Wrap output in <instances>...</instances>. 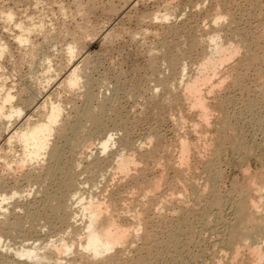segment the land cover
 Returning <instances> with one entry per match:
<instances>
[{"label":"bare ground","instance_id":"1","mask_svg":"<svg viewBox=\"0 0 264 264\" xmlns=\"http://www.w3.org/2000/svg\"><path fill=\"white\" fill-rule=\"evenodd\" d=\"M28 1L37 6L44 0ZM94 2L89 7L82 3L76 6L72 15L83 17V21L59 32V38L69 37L70 40L67 42V39L65 44L63 40L61 51L54 53L64 59L65 69L69 70L59 82L60 89L68 93L83 89L80 93L84 106H75L66 115L62 101L46 102L38 108L39 119L34 121L35 115H30L22 126H15L25 117L33 98L24 100L25 89L15 91L16 88L11 87L14 84L8 86L13 73L5 72L4 64L0 62V139L7 134L8 150L3 153L0 149V264H264V161L259 160V164L256 161L261 164V169L252 174L247 172L246 165L245 181L241 184L234 180L236 184L229 192L222 188L224 172L221 168L226 152L230 151L233 157L236 155L234 159L239 157L237 160L245 165L256 157V148L261 146H248L237 125L241 123L243 111L253 117L255 105H259L257 99L251 98L247 84L253 70L258 81L261 80L263 72L260 73L262 69L258 64L263 55L259 57L258 54L264 42V30L260 29V24L255 27L258 29L253 27L254 32H250L251 28L249 32L241 29L240 16L251 18L252 13L240 15L241 9L238 11L237 6L229 4L219 6L218 10L216 5L217 11L210 16L211 25H208L210 18L206 19L204 27L211 26L209 32L213 31L207 40L196 39L192 31L170 24L174 36L190 35L191 41L182 43L183 47L178 46L177 50L171 48L172 42L167 43L166 36L164 43L160 42L162 47L150 45L152 48L146 53L150 56L149 61L145 62L146 67L144 65L148 67V74L141 76L143 84L141 80L135 84L132 80L133 88L127 93L126 87L120 86L118 81L117 85L110 87V84L108 88L104 83V89L113 88L110 90L115 94L106 97L104 93H98L100 98L96 92L94 94L96 82L92 80L93 72L90 73L98 68V64L92 63L88 55L83 56L87 41L97 35L93 32L95 24L85 19L88 9L95 6ZM51 5H54L53 1ZM179 8L167 9L163 14L160 11L145 14L140 21L144 24L149 19L168 25ZM253 8L257 9V14L263 13L259 5ZM59 10L61 15L68 16L66 7L61 6ZM33 11L24 19H20V14L12 8L0 12L3 23L15 28L16 33L12 36L21 57L18 56L29 65H33L38 53L43 52L38 37L45 42L52 41L51 30L45 23L48 15L45 18L40 15L42 10L39 15ZM263 16L259 15L260 18ZM147 31L142 29L132 35L133 39L139 35L143 38ZM114 35L107 34L105 41L110 42ZM1 37L0 59L5 60L12 52ZM53 56L43 53V79L47 85L55 83L65 70L62 62L57 60L58 65L55 64ZM78 58L83 60L75 64ZM194 60L195 67H192L196 72L190 76V63ZM158 62L162 64L159 66ZM104 80L100 84L107 81ZM148 84L154 86L155 92L149 95L150 100L143 107L145 110L141 108L142 118L137 115L143 124L145 121L161 124L166 119L171 120L175 131L172 130L175 134L173 142H166L156 127H150L152 125L139 141H133L130 138L132 124L126 121L129 119L120 117L123 109L120 110V94L127 93L131 97L129 100L142 98V93V97L135 96H139L141 90L148 93ZM258 84L256 93L262 97L264 86ZM256 85L253 86L255 89ZM233 91L241 94L240 99L247 98H244L246 103V100L241 101L244 105L238 103L239 109L244 107L237 113L234 109L238 98L234 99L237 95ZM94 101L97 105H93ZM263 117L259 115L255 125L264 134ZM138 122L141 128L139 119ZM16 144L21 147L19 155ZM170 170L175 173L171 182L168 180ZM21 177L27 178L24 189L16 186ZM7 178H14L15 184L9 191L4 186ZM32 196L34 202H28L24 207L14 205L25 203ZM17 208L23 213H18Z\"/></svg>","mask_w":264,"mask_h":264},{"label":"rangeland","instance_id":"2","mask_svg":"<svg viewBox=\"0 0 264 264\" xmlns=\"http://www.w3.org/2000/svg\"><path fill=\"white\" fill-rule=\"evenodd\" d=\"M18 1L19 2L22 1L23 3L22 2L19 3ZM44 1L46 2L48 0H44ZM44 1H42V3ZM52 1H53V4L54 5H51L52 4ZM56 1L58 2V4H57ZM250 1H252V4H251ZM254 1H255V3L253 2V0H149V1L148 0H130V1H127V0H96L97 3L95 4V2L93 0H60V1H58V0H51L50 1L49 0V3L48 2H46V3L44 2L43 4L39 1V3H38L39 5L37 4V6H36L35 3L32 2L34 4L33 5L32 3H29V1L27 2V0H26V2H25V0H0V10L1 11H3V9L4 10H7V8H10V10H11V8H12L18 14H20L19 15V18L20 19L26 18L29 15V13H30V15H31L32 12L34 13L33 10H35L36 15H39L43 11V13H41L40 15L43 14V16L45 18L48 15V18H46L47 20L45 19V21H46L45 23L47 24L46 26L48 28H50V30H51L50 35L52 37V41L50 40V42H45L44 40H42L41 37H38V39L40 38L39 39L40 43L43 44L42 45L43 46L42 47L43 52L38 53L37 58L33 62V65H29V63L27 61L26 62L25 61L24 62L21 61V58H20L21 55L18 54L19 52L16 49L17 48L16 47V43L14 42L15 39L13 40V38H15V37L12 36V34L15 35V33H16L15 28L14 27H11V25L10 26L9 25L6 26V24L3 23L4 20L0 17V22L2 21L0 23V35L3 36V37H1L2 38V42L7 43V45L9 46V48H11L10 50L12 52L11 53V56H9L8 58L7 57L4 58L5 60L0 59V62L2 64H4L3 65L4 66V69H5L4 71L7 72V73H10V74L13 73V75H12L13 76L12 77L13 79L11 78V80H10L11 82L8 81L9 82L8 83V86L14 84V86L12 85L11 87L16 88L15 91H21L22 89H25L27 92L25 93L26 95H23L24 100L28 99L29 97H32L33 98L32 106L31 107L28 106V108H26V111L27 112H25V114H26L25 117L22 120H19V122H17L15 126H18V127L22 126L21 124H23L27 120L28 116H30V115H33V116L35 115V117H33V119H32L34 121H36L37 119H39L41 115L38 113V111H39L38 108L40 106H42V105L44 106V104L46 102H48L50 104V102L57 103L58 101H62V104L63 105L65 104L64 107H65V110H66L65 111V114L66 115L71 112V109L73 107H75V106H77V107L84 106V103H83L84 98L81 97V93H80L81 91L83 92V89L81 91H79V92L77 91L75 93H68V92L62 91L60 89L59 82H61V80H63V78L65 76H67V73H68L69 70L68 69H65L66 68V63H65L64 59L62 57L60 58V57H58L57 55L54 54V53H56V54L59 53V50L61 48H63V46L65 44L64 42L67 39H68L67 42L70 40L69 37H67L65 40L63 39V37H60L59 38V36H58L59 32L62 31V30H64V28L69 27V26L75 27V24L76 23H81L83 21L81 19L83 17H81V16H73L72 15V13L75 12L76 6L79 3H82L86 7H89V5L92 6L91 4L93 2H94V5H95L93 7L94 9L93 8L90 9V10L88 9V11L86 12L88 14L87 15L88 17L85 18V19L86 20L88 19V21H90L93 24H95V26L97 25L96 27L94 26V29L95 30L93 29V32L95 31L97 33V35L95 37H93V39H89L90 41H87V43H86V49L83 52V56L84 57H86L88 55L87 57L90 58V60L92 61V63H94V61H96L97 63H94V64H96V65L98 64L97 65L98 68H96L98 70L95 69L93 71H90V73L93 72L91 74L92 75V80H94V82H96L93 85L94 86L93 87L94 94L97 93L96 95H98V93L99 94H103L104 93V95L106 97H109V96L112 97V94L114 95L115 92H113V90H110V89H113V88H110V87H114V85H117L118 82H120V86H122L123 88L126 87L125 88V91L126 92L128 91V89L130 91L132 90V88H133V82H132V80L134 81V84L136 82L139 83L138 80H141L140 82H142L141 84H143L144 80L142 81V77L141 76H144L145 77L148 74V71H147L148 70L147 69L148 67L147 68H145V67L147 66L146 63L149 61V57H150L149 55L147 56V54H148L147 53V50H150V48H152L150 45L155 44V47L160 48V47H162V44H160V42L161 41L163 42V40L167 37L165 39V40L168 39L167 40V43L169 42L168 44L170 45L171 44L170 42H172L174 45L171 44V48L173 46V49L177 50L178 48H176V47H178V46L179 47H183L182 43L185 45L187 42H190L191 41L190 38L192 36H190V35H188V36H190V38L186 34H185L186 35L185 37H184V35L178 36V34H175V36L177 35L175 37L174 34H173V30H172L173 27H171V26H173V24L174 25L176 24L175 25L176 27H178V26L179 27H185L188 31H192V33L194 35L196 34L198 36L197 37L196 35L194 36L192 34L194 38L196 37V39L199 38L200 40H205L207 37H209V36H211L213 34L212 33L213 31L209 32L211 30V26H210V28L208 26H205L204 27L205 21L209 20V18H210V21H208L210 23L211 22V17L214 15L212 13L216 12L220 7L227 6L229 4L228 6H235V7L237 6V10L238 9L239 10L241 9L242 11L241 10L240 11L238 10L240 15H243V13L244 14H249V13L251 14L252 13L251 14V18L253 20L251 18L247 17V15L240 16L238 14V11H237V15L241 17V19H239L240 17L237 16V18L239 19L238 22L240 24V28L241 29H243L246 32H249L250 30H251L250 32H252V31L254 32V31H256L255 29H258L259 28V27L258 28H255V27L256 26H259V24H260V29L261 30L262 29L264 30V19H262V18H264V16L261 17V18L259 17V15L262 16V14H264V0H262V1L259 0L258 2L256 0H254ZM220 2H221V4H220ZM259 2L262 5H260ZM27 3L29 5H31L28 8L29 9L28 13H27V10H28L27 7L29 5H26ZM230 3L231 4L233 3V4L230 5ZM256 3H259L257 5H259L262 8L261 9L262 10L261 12H263V13H261V14H257L256 13V10L257 9L255 8L256 9L255 10L253 8V7L257 6ZM21 4H22V6H21ZM224 4H226V5H224ZM249 4L252 5V6H250ZM16 5H17V7H16ZM45 5H49V7L48 6L47 7L50 8V9H48ZM167 5L168 6H171V7H168ZM216 5H217V10H216ZM221 5H223V6H221ZM34 6H36V7H34ZM51 6H53V7H51ZM61 6L67 8V14H68L67 17L61 15V11L59 10ZM111 6H113L114 8L111 7ZM198 6H200V7H198ZM31 7L33 8V10L31 9ZM37 7H38V9H36ZM115 7H116V9H115ZM175 7H180V8L177 11L178 13L176 14V16L173 17L172 22L169 23L168 25H167V23L162 24L159 21L156 22L155 20H152L151 21L149 19H147L146 20L147 23H144V24L140 21V18L142 19L141 16H143L145 14L148 15V14L155 13V12H159V11L163 14V12L165 13V10H167V9L170 10V9L175 8ZM250 7H252L255 10V13L258 15V18L256 17L257 15L255 13H253L254 10L252 8H250ZM1 8H3V9H1ZM110 8H113V9H110ZM45 9H47V10H45ZM103 9H105L106 11L103 10ZM107 9H109V10L107 11ZM91 10H93V11H91ZM113 10H115V11H113ZM200 10H202V12H200ZM25 11H26V13H25ZM89 11H90V13H88ZM259 11H260V8H259ZM116 12H117V15H116ZM45 13H47V14H45ZM252 15H254V16H252ZM207 16H209V17H207ZM245 17L248 18V21H247V18H245ZM243 18H244V20H242ZM259 19H260V21H259ZM148 20H149V22H148ZM240 20H242L243 22L240 21ZM249 21H250L251 24L249 23ZM153 22H154V24H153ZM207 23L205 25H207ZM170 24H171V26H170ZM261 24H263V25H261ZM208 25H211V23L208 24ZM8 27L10 29H12L13 31L10 32V29H8ZM163 28H164V30H163ZM169 28H171L172 31ZM188 28H190V29H188ZM203 28H208V29H206V31H205ZM142 29L144 31L148 30L147 31L148 33L146 32L147 34L143 35V38L141 37L142 35H139L138 38L136 37V39H133L134 36H132V35L141 32ZM159 29H161V30L159 31ZM107 32L112 33V35L115 34L113 36V39L110 42L105 41L106 40L105 37H107L106 35L109 34ZM171 32H172V34H171ZM206 32H209L211 34L210 35H209V33L206 34ZM149 33H151V35ZM156 33H157V37L155 36ZM165 34H167V35H165ZM177 37L178 38H182L183 37L184 38L183 41H186V40L187 41L184 43L182 41L183 38L180 40V39H177ZM152 40H154V41H152ZM179 40L181 42H179ZM61 42L64 43L63 46L61 45L62 44ZM105 42H107V43H105ZM49 43H52V44L51 45H48ZM157 43H158V45H157ZM54 46H56V49L53 48ZM152 46H154V45H152ZM146 47H147V49H146ZM261 47L263 49H261ZM123 50H124V52H123ZM259 50H261L260 53H259ZM259 50H258V53H259L258 55H259V57H261L263 55L262 56L263 60H262V58H260V63H262V65L259 63L258 66H259L260 69H262V71H260V73L263 72L261 74V76H263V78H264V42L260 45ZM45 52L46 53L47 52L50 53V55H52V56L54 55L53 56V59L56 60L55 64L58 65V62H57V60H58L59 62H62L63 63V67H64L63 69H65L61 73V76L58 78V80L56 79V82L53 83V84H50V85L45 84V82H44L45 80L43 79V71H44L43 70L44 69V66H43V53H45ZM78 59H77L78 62L76 61L75 64H77V63L80 64V61L83 60V58L82 59L81 58H78ZM159 62H158V64L160 66L162 63H159ZM193 62H194L193 64H192V62L190 63L191 67L189 66L191 70L189 69V73L188 74L190 76H192L193 73L196 72L195 71L196 68L194 70V68L192 67V66L195 65V60ZM15 64H17V65H15ZM144 65H145V67H144ZM15 68H17V71L14 70ZM259 68H258V70H260ZM253 71H251L249 73V75H250L249 76V79H248V83L249 84H247V85H248V87L250 86L251 98L253 96L254 98H252V99L254 101H256V99H257V101H258L257 102V105L259 103L258 106L255 105L256 108H254V112H253V115L256 116V118L254 116L252 117L251 114H249L247 111H243V114L241 115V118H240L241 123H239V126L237 125V128L241 131V134H243L245 136L244 137L242 135L244 137V140L247 142V145L249 144L248 146L251 147V145H252V147H255L256 148V147H259L260 144H261V146L259 148H256V149H258V151L256 150V153H255L256 154V157H258V160L256 159L255 156H253L254 158L252 157L248 161L249 164H247L248 163L247 162L244 165L243 163L242 164L240 163L241 161L239 162L237 160V159H239V157H237V159L236 158L234 159V157H236V155H234V157H233V154L230 153V151L226 152L225 155H223L224 158L222 157V161L224 163H221V165H222L221 168H222V171L224 172V174H223V178L224 179H223V182H222L223 183L222 184V186H223L222 188H223L224 192H225V190L227 192H229L230 190H232V188H233L232 185L233 184H236V183H234V180L235 181L238 180V183H241V184L243 183L242 181H245V180H243L244 177H245L244 176L245 173L243 174V171L245 170L246 165H248V169L246 167V170H248L247 172H249V173L252 174L254 172L256 173L259 168L261 169V167H260L261 164L258 165L259 164L258 161L259 160H263L264 161V157H263L264 155L262 154V150H264V134H263V131L259 128V126H256L255 125L256 119H259V115H260L261 118L264 116V112H263L264 111V102L262 100V99H264V96L261 97V94L258 95L256 93V90H258V86L256 85V83L257 84L258 83H261L264 86V82L263 83L261 82V81H264V80H262V77L260 76V79L261 80L258 81L259 77H256L257 74H256L255 71L254 72ZM119 73H120V75H119ZM126 76H128V77H126ZM102 77H103V79H102ZM256 78H257V81H256ZM104 79L107 80L106 82H103V84L104 83L105 84L107 83L106 84L107 85L106 88H108V86H110V84H111V86L109 87L110 88L109 89L110 91L109 90L106 91L104 89L105 84L104 85L103 84H100V83H102V81ZM99 80L100 81L102 80V81L100 82ZM255 85H256V89L254 88ZM97 86H99V87H97ZM148 87L150 88V90H149L150 92L148 91V93L147 92H144L143 93V92H141L142 91L141 90V91H139V96H138V94L135 96V97H142L141 96V93H142L144 99L142 97V98H138L136 100H134V99L129 100L131 97L129 98V96L126 95L129 91L126 94H124L125 92L122 91L123 88L121 89V91H122L121 93H123L124 95L120 94V96H122L121 97L122 98L121 99V101H122L121 104L122 105L120 107V110H121V108H123L124 111H123V109H122V111H120V113H121L120 114V117H121V119L124 118V120H126L125 118L129 119L130 123H129L128 120H126V121L128 122L129 125L132 124L131 125V131L132 132H130V135H131L130 138L133 141H137V140L139 141V139H141L144 136V134H147L149 132L150 127H153L154 126V127H156L158 129V131L161 133V135L166 139V142L169 143L170 140L171 141L172 140L174 141L175 138L173 139V137L175 135L174 134L175 131L173 130L174 128H172L173 123L170 122L171 120L168 121L169 119H166L167 121L164 122L165 121L164 120V121H162L163 123L161 122V124L160 123H156V122L154 123V122H146L145 121V123H147V124L149 123V125H147L145 123H144L145 124L144 125L143 124L144 121H142V119L140 120L141 115L142 116L144 115V112L142 113L141 108H142L143 111L145 110V109H143V107L145 106L146 102H148L150 100V96L149 95L150 94L153 95L154 94L153 91L155 92V90L153 89L154 86L152 87V85L148 84ZM253 91H255V93ZM108 92H109V94H108ZM233 92L236 93L235 95H237V96L234 97V99H237L238 98L236 100V101H238L237 102V105L238 106L236 105V101L234 100L235 101V105H236L235 107L236 108L238 107V109H236V108L234 109V110H236V113H237L238 111L240 112V109L242 110L243 107H244V106L243 107L240 106L242 108L239 109V105L240 104L241 105H244V101L243 102H241V101L242 100H246L247 98L246 97H243L242 99H240L239 97H241V94L238 95L239 93H237L235 91H233ZM233 92H232V94H233ZM263 93H264V89H263ZM27 94H28V96H27ZM233 95H231V97ZM98 96L100 97V95H98ZM101 96H103V95H101ZM123 96H124V99H123ZM99 97H98V99H99ZM82 98H83V100H82ZM100 98H102V97H100ZM244 98H246V99H244ZM251 98H250V100H252ZM66 99H68V101ZM145 99H146V101H145ZM239 99H240V101H239ZM246 102H247V100L245 101V103ZM238 103H240V104H238ZM95 104L97 105V101H96V103L94 101L93 105H95ZM49 106L50 105H48V107ZM260 106H262V107L259 108ZM29 107H30V109H29ZM262 108H263V111H261ZM136 109H137V111H136ZM255 110H257V111H255ZM259 111H261V113H263V114H261ZM256 112H259L260 114H258ZM129 114H131V115H129ZM137 114H139V115L141 114L140 117ZM72 115H74V114H72ZM126 116H128V117H126ZM252 118H253V122L251 121ZM134 119L136 121H134ZM138 119H139V121H141V125H140L141 128H139ZM246 119H247V122L244 121ZM131 120H132V122H131ZM136 122H138V123H136ZM249 123L252 124V125H250ZM108 124L110 125L111 123H108ZM155 124H157V125H155ZM158 124H160V125H158ZM150 125H152V126H150ZM133 126H135V128H132ZM136 126H137V129H136ZM148 127H149V129H148ZM158 127H161V128H158ZM134 129H136V130H134ZM159 129H161V130H159ZM258 129H259V131H258ZM260 130H261V132H260ZM209 135L212 136V133H208V136ZM5 137H7V134L4 135L3 138L1 137V139H0V149L1 148L3 149V153H7L8 152L7 146L5 144V141H6L5 140L6 139ZM255 144L256 145L258 144V145L257 146H253ZM262 146H263V148H261ZM15 147H16V151H17V153L19 155L20 154V151H21V147L18 144H16ZM263 153H264V151H263ZM225 160H227V161H225ZM256 161H257L258 164L256 163ZM236 162H239L240 164L239 163L238 164H235ZM27 171L28 170H26V172ZM244 172H246V171H244ZM241 173L243 175H241ZM174 174L175 173H174L173 170H170L169 171V176H168L169 179L168 180L170 182L174 178L173 177ZM151 176H153V175H151ZM80 178H82V177H80ZM13 179L14 178H7L4 181V183H5L4 186H5V190L6 191H9L15 185ZM27 184H28L27 178L21 177L19 179L18 184L16 186L19 189H24ZM33 198L34 197L32 196V197H30L27 200V202L26 201H25V203L16 202V203H14V205H16V207H18V204H21L20 207H24L25 205H27L26 203H28V202L29 203L34 202V199ZM16 211L18 213H20V214L23 213L18 208L16 209Z\"/></svg>","mask_w":264,"mask_h":264}]
</instances>
